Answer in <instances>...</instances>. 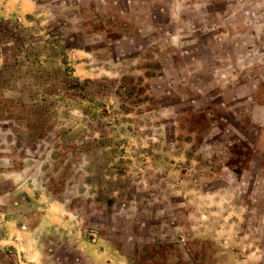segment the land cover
I'll list each match as a JSON object with an SVG mask.
<instances>
[{
  "label": "rangeland",
  "instance_id": "1",
  "mask_svg": "<svg viewBox=\"0 0 264 264\" xmlns=\"http://www.w3.org/2000/svg\"><path fill=\"white\" fill-rule=\"evenodd\" d=\"M235 1L0 19V264H93L72 219L121 264H264V82L257 103L232 84Z\"/></svg>",
  "mask_w": 264,
  "mask_h": 264
},
{
  "label": "crops",
  "instance_id": "2",
  "mask_svg": "<svg viewBox=\"0 0 264 264\" xmlns=\"http://www.w3.org/2000/svg\"><path fill=\"white\" fill-rule=\"evenodd\" d=\"M113 4L123 6L124 8H131L133 15L140 17V22L152 23L155 22L151 15L152 9H163L162 0H109ZM248 3H258V0H237V12L234 17H227L220 13L219 20L226 25V29L221 31L227 40L235 39L234 47L237 49L239 60L241 63L237 69L238 75L233 85L251 90V100L255 103V96L263 87L264 82V15H255L253 13H246V5ZM212 6V5H210ZM245 6V7H244ZM39 7L38 0H0V19L23 21L30 20ZM130 10V9H129ZM128 10V12H129ZM226 16V17H225ZM206 23L211 25L216 19H212L210 12L205 18ZM178 28L180 29V16L177 20ZM183 22V21H182ZM181 22V23H182ZM205 23V24H206ZM206 37V36H205ZM222 37V36H220ZM249 79V80H248ZM241 90V89H240ZM255 118V115L253 116ZM34 194L37 192L35 188H31ZM29 195L30 191H28ZM48 211V208L43 207ZM43 212L41 222H44L46 215L49 212ZM14 228V227H12ZM65 239L71 240L75 244L77 253L82 257L89 259L93 264H121L119 258L112 252L107 245H100L92 243L83 237V229L79 227L74 219L68 221L67 230L63 231ZM17 237V235H14ZM13 236V237H14ZM14 237V238H15Z\"/></svg>",
  "mask_w": 264,
  "mask_h": 264
},
{
  "label": "built area",
  "instance_id": "3",
  "mask_svg": "<svg viewBox=\"0 0 264 264\" xmlns=\"http://www.w3.org/2000/svg\"><path fill=\"white\" fill-rule=\"evenodd\" d=\"M95 240H96V238H95Z\"/></svg>",
  "mask_w": 264,
  "mask_h": 264
}]
</instances>
